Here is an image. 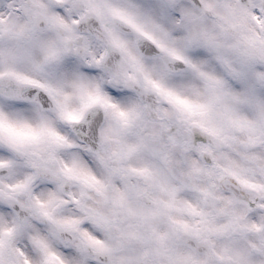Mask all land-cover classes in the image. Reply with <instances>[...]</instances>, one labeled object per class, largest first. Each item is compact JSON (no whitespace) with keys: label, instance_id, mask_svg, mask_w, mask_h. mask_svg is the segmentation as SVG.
Wrapping results in <instances>:
<instances>
[{"label":"snow or ice","instance_id":"obj_1","mask_svg":"<svg viewBox=\"0 0 264 264\" xmlns=\"http://www.w3.org/2000/svg\"><path fill=\"white\" fill-rule=\"evenodd\" d=\"M0 264H264V0H0Z\"/></svg>","mask_w":264,"mask_h":264}]
</instances>
